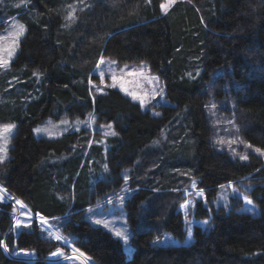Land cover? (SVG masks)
<instances>
[{
  "label": "trees",
  "instance_id": "1",
  "mask_svg": "<svg viewBox=\"0 0 264 264\" xmlns=\"http://www.w3.org/2000/svg\"><path fill=\"white\" fill-rule=\"evenodd\" d=\"M84 2L31 0L27 8L9 10L28 30L13 71L1 77L7 101L0 121H17L18 129L10 157L0 161V184L33 211L62 218V232L91 264H264V0H177L166 12L163 0ZM102 57L147 61L175 105H163L155 116L119 89L93 98L89 81ZM213 70L219 71L215 100L225 102L241 135L263 155L242 160L215 146L206 87ZM93 110L118 133L109 176L95 183L80 180L83 132L50 138L33 129L49 115L85 117ZM164 131L167 138L157 142ZM63 154L68 157L60 160ZM126 169L134 189L126 201L132 256L110 230L85 216L88 206L125 184ZM193 180L208 202L221 185L254 181L247 195L259 212L198 199L194 217L209 224L195 225L188 240L179 206ZM13 211L0 198V264H72L47 260L72 248L38 220L14 224ZM168 234L176 241H157ZM18 250L38 258L16 257Z\"/></svg>",
  "mask_w": 264,
  "mask_h": 264
},
{
  "label": "rangeland",
  "instance_id": "2",
  "mask_svg": "<svg viewBox=\"0 0 264 264\" xmlns=\"http://www.w3.org/2000/svg\"><path fill=\"white\" fill-rule=\"evenodd\" d=\"M85 1V2H84ZM88 0H83L86 4ZM177 0H163L161 7L164 12L168 11L170 7ZM31 0H0V50H2V56L4 60H7L6 65L0 64V110L2 104L7 101L6 92L3 89L7 84L1 83V77L5 76L9 72L13 71L12 62L17 56L21 48V41L25 37L28 27L17 15H9V10L12 7H29ZM6 14V15H5ZM16 24L24 25L25 32L19 37L16 42L18 46L14 45L13 37L9 35L14 30ZM11 47H15V52L12 57L9 58L7 50ZM143 69V72L141 70ZM97 77L90 79L89 88L91 95L94 98L97 94L106 93L109 88H115L122 91L126 96L130 97L133 101L139 103L143 111H149L155 116H161L163 105H175L168 97V88L166 81L161 77L159 73L154 71L147 61H141L136 63H121L115 59L109 57H102L95 68ZM101 74H103L101 76ZM19 75V73H18ZM219 75V71H212L211 78L206 80V87L210 92V100L208 104V111L214 126L213 142L215 146L220 150L228 151L233 157L249 160L250 154L255 153L257 155H263L261 148L255 144H252L249 140L245 139L239 132L235 117L230 113H227L225 109V102L216 101L214 98V86L215 79ZM113 76L116 79H113ZM18 78V76H16ZM16 78H12L13 81ZM15 85L11 82V85ZM19 86L15 88L17 91ZM127 89V91H124ZM136 94V99L131 95ZM214 98V99H212ZM143 102V103H141ZM214 106V107H213ZM58 114V113H57ZM14 125L12 130L7 134V154L2 161L7 160L10 157V148L15 133L18 129V122L12 120L0 121V127L3 125ZM34 133L37 136L45 137H59L64 133L71 131L83 132V140L77 148H81L83 159L79 167L80 180L106 179L110 173L109 154L112 149V140L118 134L113 121H101L98 119L97 113L93 110L89 112L85 117L71 116L66 113L60 117L56 115H49L34 126ZM36 129H46L47 131L36 132ZM167 138V132L162 133L161 139H157V142ZM2 143V140H0ZM3 155V153H0ZM62 158H67V154L60 155ZM57 161H60L56 159ZM54 161V159H53ZM131 169H126L123 173L126 178L125 184L119 189L114 190L96 203L88 206L85 210L86 218L95 225H101L110 230L116 237H118L125 248L128 256H132L134 252V245L131 240L133 232L132 225L128 219V210L126 208L127 199L133 194V190L130 187L129 174ZM139 177V176H136ZM254 181L241 180L237 184L234 182H228L221 185L211 195L210 202L207 200V193L204 188H200L197 185V181L193 180L189 187L184 189V196L186 199L180 204L179 208L183 213V216L187 222L189 229L188 240H192V231L195 225L208 226V221L198 220L194 217L195 202L198 199H203L207 204L215 205H238L241 211L258 213V205L247 195V191L254 187ZM0 198L4 202H10L14 206V224L17 225H29L34 220H38L44 225L49 234L55 238L60 239L72 248L71 253L66 254L60 250L59 257L70 261L72 264H91V262L81 255L75 246L69 241L68 233H64L60 227V221L62 218L58 217H45L46 224L39 219L38 214H33L29 210H32L22 200L18 202V198L14 197L4 186L0 184ZM33 211V210H32ZM67 215V214H66ZM42 216H40L41 218ZM119 233L120 235H117ZM71 236V235H70ZM158 242H175V238L171 235H165L162 238H158ZM80 253V255H79ZM13 255L28 260L37 259V255L33 251L18 250L13 252Z\"/></svg>",
  "mask_w": 264,
  "mask_h": 264
},
{
  "label": "snow or ice",
  "instance_id": "3",
  "mask_svg": "<svg viewBox=\"0 0 264 264\" xmlns=\"http://www.w3.org/2000/svg\"><path fill=\"white\" fill-rule=\"evenodd\" d=\"M161 7L163 8V7H165V5H161ZM24 32H25L24 25L16 24L14 26L13 32L9 33V35L14 38L13 39L14 45L18 46V44L16 42L18 41L19 37L24 34ZM14 52H15V47L9 48L7 50L8 57L11 58ZM0 53H2V50H0ZM7 63H8V61L4 60L2 54H0V64L6 65ZM141 72H143V69L141 70ZM102 75L103 74H101V76ZM113 79L115 80L116 77L113 76ZM124 91H127V89H124ZM131 95L133 96L134 99H136L135 93H132ZM141 103H143V102H141ZM13 127H14V125H11V124L3 125L2 127H0V140H2V143H0V153H3V155H0V161H2L7 154V144H8L7 134L12 130ZM35 131L41 132V131H47V130L46 129H36ZM117 235H120V234L117 233Z\"/></svg>",
  "mask_w": 264,
  "mask_h": 264
},
{
  "label": "water",
  "instance_id": "4",
  "mask_svg": "<svg viewBox=\"0 0 264 264\" xmlns=\"http://www.w3.org/2000/svg\"><path fill=\"white\" fill-rule=\"evenodd\" d=\"M18 202L21 203L22 201L18 200ZM59 254H60V250H56L49 256V258H47V260H51V261L62 260V258L59 257ZM81 255L84 257L83 253H81Z\"/></svg>",
  "mask_w": 264,
  "mask_h": 264
},
{
  "label": "built area",
  "instance_id": "5",
  "mask_svg": "<svg viewBox=\"0 0 264 264\" xmlns=\"http://www.w3.org/2000/svg\"><path fill=\"white\" fill-rule=\"evenodd\" d=\"M30 212H32L33 214H38L39 215V217H34L35 219H39V220H42L45 224H46V222L44 221V219H42V218H44L43 216V214L42 213H40V212H35V211H32V210H29ZM40 216H42L41 218H40Z\"/></svg>",
  "mask_w": 264,
  "mask_h": 264
}]
</instances>
